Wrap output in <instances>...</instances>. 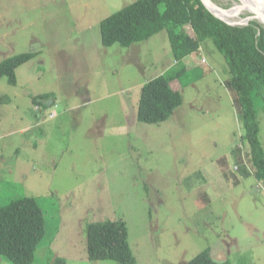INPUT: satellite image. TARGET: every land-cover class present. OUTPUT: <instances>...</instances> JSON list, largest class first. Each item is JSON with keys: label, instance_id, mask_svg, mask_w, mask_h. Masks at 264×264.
Returning a JSON list of instances; mask_svg holds the SVG:
<instances>
[{"label": "rangeland", "instance_id": "obj_1", "mask_svg": "<svg viewBox=\"0 0 264 264\" xmlns=\"http://www.w3.org/2000/svg\"><path fill=\"white\" fill-rule=\"evenodd\" d=\"M135 1L0 0V62L35 54L15 85L0 79V207L23 197L41 207L33 264H114L87 259V226L108 220L125 223L137 264H184L206 249L218 264H264V184L253 176L225 59L205 40L170 84L181 104L169 119L138 122L140 87L176 61L165 31L101 45L100 22ZM42 94L55 107L32 104ZM256 108L264 152V104Z\"/></svg>", "mask_w": 264, "mask_h": 264}, {"label": "trees", "instance_id": "obj_2", "mask_svg": "<svg viewBox=\"0 0 264 264\" xmlns=\"http://www.w3.org/2000/svg\"><path fill=\"white\" fill-rule=\"evenodd\" d=\"M190 28V36L186 28ZM100 42L103 47L131 44L149 39L160 31L168 37L172 66L140 87L136 120L158 125L169 119L181 104L179 91L170 84L180 79L186 67L183 59L195 53L205 40H211L223 55L228 68V85L239 106L243 128L242 140L248 147L253 176L264 184V152L259 140L256 104H264V28L256 21L245 26H230L211 15L201 0H137L100 22ZM34 53H21L0 62V79L16 84V69L31 60ZM52 94L32 97V104L45 110ZM258 101V102H255ZM240 150L236 163H242ZM241 175L249 176L241 167ZM45 236V217L32 197H23L0 207V258L10 264H33L35 252ZM87 259L110 261L114 264H137L128 242L124 222L104 221L86 228ZM53 264H66L54 257ZM184 264H218L206 249ZM225 264V263H223Z\"/></svg>", "mask_w": 264, "mask_h": 264}, {"label": "bare ground", "instance_id": "obj_3", "mask_svg": "<svg viewBox=\"0 0 264 264\" xmlns=\"http://www.w3.org/2000/svg\"><path fill=\"white\" fill-rule=\"evenodd\" d=\"M209 2L210 4H212L210 0ZM212 9L213 12H215L217 15H220L217 9H215L214 7ZM233 10H236L237 13L239 11H242V12H247L249 14V16L244 21H240V22H245L247 20H256L260 24L264 23L257 18V14L261 13L264 15V12L256 0H233V6L229 9V11L226 12L224 15H222L221 13L220 16H222L227 21L237 22L234 19H232V16L234 15ZM229 12H231V14Z\"/></svg>", "mask_w": 264, "mask_h": 264}, {"label": "water", "instance_id": "obj_4", "mask_svg": "<svg viewBox=\"0 0 264 264\" xmlns=\"http://www.w3.org/2000/svg\"><path fill=\"white\" fill-rule=\"evenodd\" d=\"M258 3H259V5H260V7H261V9L263 10V12H264V0H256ZM201 2H202V4L204 5V7L207 9V11L211 14V15H213L215 18H217V19H219V20H221V21H223V22H225L226 24H228V25H230V26H245V25H247L248 24V22L249 21H251V20H247V21H245V22H239V21H237V22H231V21H227V20H225L222 16H220L221 15V13H222V15H224L226 12H228L229 11V9H219L218 8V11H219V14L220 15H217L215 12H213L212 10V8L213 7H215L213 4H210V2H209V0H201ZM257 18L259 19V20H261V22H264V15L263 14H257ZM256 21V20H255ZM259 23V22H258ZM260 24V23H259ZM262 25V27L264 28V23H262L261 24Z\"/></svg>", "mask_w": 264, "mask_h": 264}, {"label": "clouds", "instance_id": "obj_5", "mask_svg": "<svg viewBox=\"0 0 264 264\" xmlns=\"http://www.w3.org/2000/svg\"><path fill=\"white\" fill-rule=\"evenodd\" d=\"M249 23V22H248ZM200 49V48H199ZM201 64H205V65H207L206 64V61H204V62H202V59H201ZM178 91V90H177ZM51 101H53V100H51ZM51 105V102L49 103V105L48 106H50ZM51 107H55V104H53V105H51ZM50 115H52V114H50ZM49 118V117H48ZM53 118H54V116H53ZM52 119V118H51ZM236 169H237V167H236Z\"/></svg>", "mask_w": 264, "mask_h": 264}, {"label": "built area", "instance_id": "obj_6", "mask_svg": "<svg viewBox=\"0 0 264 264\" xmlns=\"http://www.w3.org/2000/svg\"><path fill=\"white\" fill-rule=\"evenodd\" d=\"M202 62H204V61H202ZM49 117H50V118H53V115H49Z\"/></svg>", "mask_w": 264, "mask_h": 264}, {"label": "crops", "instance_id": "obj_7", "mask_svg": "<svg viewBox=\"0 0 264 264\" xmlns=\"http://www.w3.org/2000/svg\"><path fill=\"white\" fill-rule=\"evenodd\" d=\"M205 66H208V64L207 65H205ZM66 261V260H65ZM66 264H67V262H66Z\"/></svg>", "mask_w": 264, "mask_h": 264}]
</instances>
